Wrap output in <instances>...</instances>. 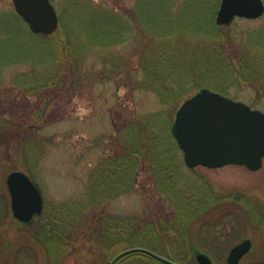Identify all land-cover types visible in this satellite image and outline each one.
I'll return each mask as SVG.
<instances>
[{"label":"rangeland","instance_id":"374dc122","mask_svg":"<svg viewBox=\"0 0 264 264\" xmlns=\"http://www.w3.org/2000/svg\"><path fill=\"white\" fill-rule=\"evenodd\" d=\"M76 1L79 7L72 5V0H51L64 29L58 33V37L63 39L60 46L51 37L31 33L19 19L17 25L22 32H12L14 35L0 49V56L3 54L0 59V187H4L3 196L0 195V223L5 222L1 227L4 241L0 245V259L6 264H14L16 260L23 264H45L44 254L37 245L38 256L36 260L32 259V263L28 255L20 254V251L15 255L20 245L35 244L29 237L31 229L12 216L6 188L8 173H26L40 189L44 207L76 200L87 204L93 172L99 168L106 170L112 167L115 170L118 156L127 154L125 141L129 135L131 138L139 137L140 132L145 138L151 132L167 163L172 164L173 170L179 166L176 176L180 183L177 188H187L191 196L217 197L216 206L228 204L226 213L230 215L221 220L227 225L224 232L221 233L222 228L218 227L214 238L210 239L203 232L205 235H200V240L196 238L195 248L214 254L217 261L214 264H222L226 258L223 259L222 255L229 250L225 243L229 235V241L232 238L237 242L250 238L253 251L264 256V237L258 229L260 213H264V159L257 171L237 165L189 169L171 133L180 104L202 88L262 112L264 96L252 88L235 85L234 79L226 76L221 79L213 77L209 84L197 90L188 85L190 89L185 94L163 102L155 92L144 88L146 78L139 57L142 50L155 45L146 34L145 30L149 29L144 24L148 15L146 4L150 0H92L99 12L109 10L114 13V29L119 39L110 46L101 40L100 35L92 42L84 30L75 27V17L86 23L93 8L87 0ZM187 1L170 0L169 4H164L166 13L176 20ZM204 1L215 5L217 11L220 0ZM152 3L159 8L156 16L159 18L162 6L155 0ZM9 13H15L12 0H0L1 25L9 23L1 20ZM263 26L264 14L256 20L234 19L230 27L236 30L237 43L230 46L244 45L246 35ZM1 28L0 38L4 35ZM185 35L186 40H192L194 34ZM177 36L178 33H173L168 43L176 42ZM155 39L160 41L156 36ZM16 56L26 58L19 60ZM60 61L66 70H62L58 86L53 89L49 80ZM71 63L74 64L75 75L71 82H64V72L70 69ZM218 86L225 91L215 90ZM55 90L56 96H53ZM14 99L16 103H12L13 113H10L9 102ZM24 144L31 145L34 150L28 159L20 154ZM7 148L9 151L4 154ZM135 176L137 184L132 192L97 207L90 216L95 213L96 220L102 212L140 219L158 212L166 215V204L153 191L154 181L149 166L140 163ZM218 220L217 215L215 221ZM197 227H192L195 235L198 234ZM158 253L172 257L174 253L177 257L181 251L163 246L159 247ZM76 255V251L72 252L63 264H73ZM188 258L194 262L192 256Z\"/></svg>","mask_w":264,"mask_h":264},{"label":"trees","instance_id":"16d2710c","mask_svg":"<svg viewBox=\"0 0 264 264\" xmlns=\"http://www.w3.org/2000/svg\"><path fill=\"white\" fill-rule=\"evenodd\" d=\"M87 1L90 7H93L90 10V20L84 23L76 16L73 20L75 27L84 30L92 42L98 38V35L106 45L110 46L118 42L119 36L114 29V13L109 10L99 12L93 6L92 0ZM155 1L162 6L161 16L156 17L159 8L154 7L152 3L154 0H150L146 4L145 11L148 15L144 20V24L149 29L145 32L150 35V41L153 40L155 45L142 50L139 56L146 78L143 83L144 88L155 92L163 102H166L171 97L176 98L178 94L180 96L185 94L190 89L188 85L197 90L209 84L213 77L221 79L228 76L234 79L235 85L252 88L257 94L264 96V26L246 35L248 45L244 41V45L233 48L230 45L237 43L234 33L236 30L230 25L219 26L215 23V5L208 4L204 0H188L174 20L164 8V4H169L170 0ZM72 2V5L79 7L76 0ZM19 19L15 13L1 17V20L5 22L8 20L9 23L0 24L4 32L0 38V49L14 35L12 32H22L17 25ZM97 21H100V24ZM62 31H64L62 22L59 21L58 29L53 34L43 36L51 37L60 46L63 39L58 37V33ZM173 33H178L176 42L168 43V38ZM190 33L194 34L193 39L186 40L185 34ZM155 36L160 39L161 44L160 41H156ZM58 44L57 50H59ZM16 57L19 60L26 58ZM67 60L69 62V59ZM63 69L66 70L65 64L60 61L55 74L49 80L53 83V86L51 85L53 89L58 86ZM74 75V64L71 63L70 69L64 72L63 81L71 82ZM215 90L225 91L220 86ZM55 92L56 90L53 96H56ZM12 103H16L15 99L9 102L10 113H13ZM125 142L127 154L118 156L115 170L110 167L106 170L99 168L93 172L92 180L89 182L88 203L83 204L76 200L43 207L42 213L34 217L31 224H23L31 229L29 237L35 245H20L15 255L20 251V254L28 255L32 263V259L36 260L38 256L37 245L44 254L45 264H63L64 259L74 251L77 255L73 264H109L113 256L127 248L141 247L162 255L158 253L159 247L168 246L181 251L180 255L187 256L180 258L173 253L175 262L194 264L188 257L194 250H198L194 245L196 240H200L205 234L209 239L214 238L213 234L218 227L222 228L221 233L224 232V227H227L224 222L221 223V220L224 221V218L230 215L226 213L228 204L216 206L214 202L217 201V197L191 196L187 188H177L180 183L176 176L179 166L173 170L172 164L167 163L160 148L157 147V139L151 132L148 133L147 138L141 132L137 138H131L129 135ZM30 146L24 144L20 150V154L27 159L32 150ZM8 151L7 148L4 154ZM140 163L149 166L154 181L153 191L166 204L168 209L166 215L162 216V212L161 214L158 212L140 219L111 216L102 212L96 220L95 213L91 217L90 212L95 211L97 207L135 189L137 184L135 175ZM3 189L4 187H0L1 196ZM217 215L219 220L215 221ZM4 223V221L0 223V245L4 241L1 231ZM258 225L263 238L264 213H260ZM196 226H198L196 231L198 237L192 230V227L195 229ZM226 237L225 243L228 249L238 241L233 238L229 241L230 236ZM216 240L218 241L219 238ZM205 242L208 243L207 239ZM1 249L2 247H0V256ZM258 254L260 253H256V256ZM246 260H242L239 264H264V260L258 257L254 260L249 258L248 263H245ZM0 264L6 263L0 259ZM14 264L23 263L16 260ZM117 264L163 263L143 253H134L120 259ZM222 264H225V261Z\"/></svg>","mask_w":264,"mask_h":264},{"label":"water","instance_id":"95a60500","mask_svg":"<svg viewBox=\"0 0 264 264\" xmlns=\"http://www.w3.org/2000/svg\"><path fill=\"white\" fill-rule=\"evenodd\" d=\"M15 13L34 34L50 35L59 24L50 0H12ZM264 14L263 0H220L215 15L217 25H229L236 18L255 20ZM171 133L188 168L217 169L227 165L244 166L250 171L262 167L264 158V112L233 100L208 88H202L184 100L175 113ZM12 216L30 224L43 210V198L37 184L24 172L6 176ZM252 241L245 238L235 244L226 264H239L250 250ZM197 264H214L211 258L194 250ZM143 253L165 264H176L155 252L131 247L116 254L109 262Z\"/></svg>","mask_w":264,"mask_h":264},{"label":"flooded vegetation","instance_id":"af4514ba","mask_svg":"<svg viewBox=\"0 0 264 264\" xmlns=\"http://www.w3.org/2000/svg\"><path fill=\"white\" fill-rule=\"evenodd\" d=\"M245 239V238H244ZM252 241V240H251ZM240 242V241H239ZM239 242H237V243H239ZM236 243V244H237ZM235 245V244H234ZM233 245V246H234ZM232 246V247H233ZM231 247V248H232ZM231 248H229V250L227 251V253L224 255H222V258L224 259V257H227V255H228V253H229V251H230V249ZM201 252H203V253H205V254H207L210 258H211V260L213 261V263H215V262H217L215 259H214V254L212 255V254H209L208 252H206V251H204V250H200ZM195 253H196V251L195 252H193V254L191 255L192 256V258H194V262H196L195 261ZM148 256V255H147ZM162 257H164V258H168V259H170L171 261H173L174 263H176V264H179V263H177V262H175L174 261V259H173V257L172 256H168V255H161ZM150 257V256H149ZM179 257L180 258H187V256H183V255H179ZM256 257H258V258H262V257H264V256H262L261 254H258L257 256H256V253L253 251V243L251 244V248H250V250L242 257V259H241V261L242 260H246V259H249V258H256ZM124 258V257H123ZM152 258V257H151ZM122 259V258H121ZM154 259V258H153ZM156 260V259H155ZM119 261V260H118ZM117 261V262H118ZM158 261V260H157ZM240 261V262H241ZM117 262L115 263V264H117ZM159 262H161V261H159ZM225 262H226V258H225ZM161 263H163V262H161ZM163 264H165V263H163ZM197 264V263H196ZM226 264V263H225Z\"/></svg>","mask_w":264,"mask_h":264}]
</instances>
